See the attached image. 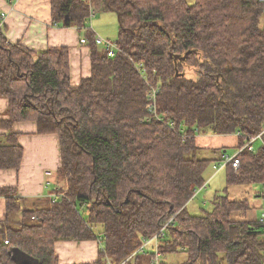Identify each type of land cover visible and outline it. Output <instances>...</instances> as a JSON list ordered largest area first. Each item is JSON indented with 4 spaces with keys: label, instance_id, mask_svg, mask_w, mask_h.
I'll use <instances>...</instances> for the list:
<instances>
[{
    "label": "trees",
    "instance_id": "16d2710c",
    "mask_svg": "<svg viewBox=\"0 0 264 264\" xmlns=\"http://www.w3.org/2000/svg\"><path fill=\"white\" fill-rule=\"evenodd\" d=\"M50 5L57 26L87 33L91 75L71 86L67 48L34 53L11 44L0 18V98L8 101L0 170L20 167L23 149L11 131L17 122L57 136L60 151L52 196L26 200L0 188V264H16L13 249L38 264H60L55 243L92 240L103 246L88 264H153L154 244L140 248L157 234L159 252L180 251L185 264H220V255L225 264H264V221H234L250 204L227 196L232 186H264V134L257 151L237 154L238 169L224 166L225 194L214 197L210 212L186 210L212 162L198 157L195 137L237 134L238 150L262 131L264 0ZM90 9L117 16L113 57L94 42Z\"/></svg>",
    "mask_w": 264,
    "mask_h": 264
},
{
    "label": "crops",
    "instance_id": "0c3cea01",
    "mask_svg": "<svg viewBox=\"0 0 264 264\" xmlns=\"http://www.w3.org/2000/svg\"><path fill=\"white\" fill-rule=\"evenodd\" d=\"M0 14L4 15L3 35L9 43H18L34 53L42 52L48 47H65L68 49L69 81L71 86L75 87L82 79L90 77L91 47L87 40L84 44L80 43L82 38L86 39L87 33L75 27L62 28L57 26L52 21L50 0H0ZM114 26H117L116 30ZM89 28L94 36L98 35L103 39L114 42L118 33L117 16L113 12L99 11L92 19ZM113 28L114 31L112 32ZM98 50L103 49L98 46ZM7 106L8 101L5 98H0V120L2 121L8 119L6 114ZM11 131L18 135L17 141L23 149V156L18 170H0V188L15 189L17 196L26 200H40L52 196L55 189L56 171L60 166L59 140L57 136L38 134L36 124L33 121L14 123ZM5 132V130L0 128V135ZM258 140L252 143L254 151L263 146V140L262 145L261 142L260 145L257 143ZM195 144L199 148L198 157L212 161L208 167H211V172L214 173L220 171L221 168L216 170L214 166L222 164L223 156L228 154L229 150H234L236 153L238 135H197ZM47 172L51 175L46 176ZM213 173L207 175L206 170L204 189H200V192L198 190L193 199L187 203V211L192 205V201L206 190L208 182L216 174ZM216 193L217 191L214 193L212 200L218 195ZM262 195H264V191ZM204 197H202L203 200L205 199ZM258 197L261 196H256V198ZM261 198L264 200V196ZM246 200L251 205L250 201ZM188 213L190 214L189 211ZM4 214V201L0 199V221L4 219ZM233 216H235L233 218L234 221H239V218H236L238 214ZM102 229L101 226V230H96V232H101ZM102 246L99 240L57 242L54 245V252L60 264H88L98 260ZM154 249L155 246H153V253ZM158 253V264H185L187 261L186 255L180 251L160 253L158 250ZM167 254H171L172 260L166 259L162 263L161 258ZM176 254L183 256L181 262L173 260V256Z\"/></svg>",
    "mask_w": 264,
    "mask_h": 264
},
{
    "label": "rangeland",
    "instance_id": "374dc122",
    "mask_svg": "<svg viewBox=\"0 0 264 264\" xmlns=\"http://www.w3.org/2000/svg\"><path fill=\"white\" fill-rule=\"evenodd\" d=\"M189 5L194 4V0H187ZM98 14V12L95 13V15ZM95 17V16H94ZM115 30L117 26H114ZM112 32L114 31V28L111 30ZM109 32V29H108ZM193 74L192 70H187L186 75L191 76ZM262 145V139L259 138L258 142L259 145ZM256 145V143H255ZM256 148V147H255ZM255 150V149H254ZM234 150H229L228 154L229 156H232L234 154ZM215 171V170H214ZM220 172V173H218ZM218 172H211V167H208L207 169V175H210L211 173L215 174L213 175L214 179L210 182H208V186H206V190L201 192L198 198L194 199L192 201V205L189 208V212L192 215H202V213L205 212H210L213 208L212 205V197L214 193L217 191L216 194L222 195L223 193L225 194V189H226V180H225V168L220 169ZM218 173V174H217ZM202 188L201 190H203ZM199 190L198 192H200ZM219 191V192H218ZM264 191V186L262 185H251V186H232L227 189V196L230 199H248L251 203L249 210L243 214V215H238L236 218H239L238 220H243V221H257L259 216L261 215V212L264 211V200L261 197L256 198V196L260 195L261 192ZM207 192V193H206ZM207 195V196H205ZM205 196V197H204ZM202 197L205 199L203 200ZM262 206V207H261ZM264 213V212H263ZM82 215L86 217L87 212L85 210L82 211ZM233 218L235 216H232ZM232 218V219H233ZM98 231L101 230V226L97 225L96 226ZM97 231V232H98ZM171 254L164 255L161 258V262L164 263L166 259H171ZM174 261L181 262L183 260V256L180 254H176L173 256ZM220 264H225L223 255H220L219 257Z\"/></svg>",
    "mask_w": 264,
    "mask_h": 264
},
{
    "label": "built area",
    "instance_id": "2783aa9c",
    "mask_svg": "<svg viewBox=\"0 0 264 264\" xmlns=\"http://www.w3.org/2000/svg\"><path fill=\"white\" fill-rule=\"evenodd\" d=\"M94 16H95V11L90 9L89 15H88V26H90V23H91L92 19L94 18ZM0 18H1V21L3 23L4 15L0 14ZM85 42H86V39H84V38H82L80 40V43H82V44H84ZM94 42H95L96 45L101 46L106 51V54H107L108 57H113L115 55V52L117 51V47H116L114 42L106 40V39H103V38H101L98 35L94 36ZM139 68H140V66H139ZM156 93H157V89L156 88H151V90L149 92V104H148V110H149L150 113L151 112H155V108H156ZM263 134H264V122H263V125H262V131L258 135H256L254 138H251L242 148L238 149L234 155L229 156V155L225 154L223 156V159H222V164L214 166V169L219 170L220 168H222L226 164H231L233 169H238V167L240 165V162L236 158L237 154L240 151L244 150V149H246L247 151L253 152L254 150H253V147H252V143L255 140L259 139V138L262 139V135ZM50 175H51L50 173H48V172L46 173V176H50ZM202 188H204V186ZM263 212L264 211L261 212V215L259 217V220L261 222L264 221V213ZM165 227L166 226H164L160 230V232H159L160 236H163V233H164L163 231H164ZM157 241H158V234L155 235L150 240H144V245H143V247L140 248L142 250V249H144V247L148 246L149 244H151V243L154 244V246H155L154 253H155V257L156 258L153 261V264H158L157 257L159 256V253H158V250H157ZM6 243L7 242H5V244Z\"/></svg>",
    "mask_w": 264,
    "mask_h": 264
},
{
    "label": "water",
    "instance_id": "95a60500",
    "mask_svg": "<svg viewBox=\"0 0 264 264\" xmlns=\"http://www.w3.org/2000/svg\"><path fill=\"white\" fill-rule=\"evenodd\" d=\"M11 258L16 264H38L35 260L29 258L18 249H13Z\"/></svg>",
    "mask_w": 264,
    "mask_h": 264
}]
</instances>
